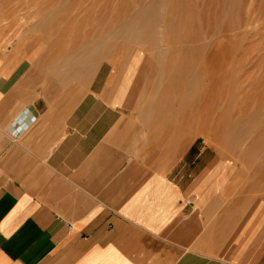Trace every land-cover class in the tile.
Masks as SVG:
<instances>
[{
	"label": "crops",
	"instance_id": "obj_1",
	"mask_svg": "<svg viewBox=\"0 0 264 264\" xmlns=\"http://www.w3.org/2000/svg\"><path fill=\"white\" fill-rule=\"evenodd\" d=\"M51 72L0 51V264H264V204L229 200L214 157L126 138L128 79Z\"/></svg>",
	"mask_w": 264,
	"mask_h": 264
},
{
	"label": "rangeland",
	"instance_id": "obj_2",
	"mask_svg": "<svg viewBox=\"0 0 264 264\" xmlns=\"http://www.w3.org/2000/svg\"><path fill=\"white\" fill-rule=\"evenodd\" d=\"M1 50L73 92L128 79L127 139L153 160L194 145L229 200L264 204V0H0Z\"/></svg>",
	"mask_w": 264,
	"mask_h": 264
},
{
	"label": "bare ground",
	"instance_id": "obj_3",
	"mask_svg": "<svg viewBox=\"0 0 264 264\" xmlns=\"http://www.w3.org/2000/svg\"><path fill=\"white\" fill-rule=\"evenodd\" d=\"M164 42V41H163Z\"/></svg>",
	"mask_w": 264,
	"mask_h": 264
}]
</instances>
